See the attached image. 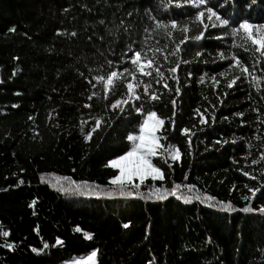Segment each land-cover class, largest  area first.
Returning a JSON list of instances; mask_svg holds the SVG:
<instances>
[{"label":"trees","instance_id":"16d2710c","mask_svg":"<svg viewBox=\"0 0 264 264\" xmlns=\"http://www.w3.org/2000/svg\"><path fill=\"white\" fill-rule=\"evenodd\" d=\"M207 6L229 25L183 0H0V232L10 233L0 235V264H63L93 250L97 264H264L258 210L264 206V58L242 30L231 34L244 20L264 23V0H208ZM198 11H205L203 24L195 20ZM185 26L189 31L182 32ZM201 31L203 38L193 40ZM135 51L142 62L153 61L145 69L151 76L135 70ZM233 56L251 75L234 66ZM177 64L178 81L169 71ZM111 71L120 76L105 98L94 77ZM235 76L240 79L227 87ZM128 81L143 82L134 87L141 99L112 109L127 98ZM144 84L158 100L143 93ZM149 111L164 120L163 147L152 159L164 179L148 178L138 191L147 197L153 186L181 185L164 200L119 195V185L110 183L119 171L105 166L130 150L126 137L139 133ZM97 117L101 127L85 139ZM169 145L179 149V160L165 152ZM246 206L256 211H241Z\"/></svg>","mask_w":264,"mask_h":264},{"label":"snow or ice","instance_id":"6c2138e0","mask_svg":"<svg viewBox=\"0 0 264 264\" xmlns=\"http://www.w3.org/2000/svg\"><path fill=\"white\" fill-rule=\"evenodd\" d=\"M173 2V0H169V3ZM184 3L191 4L195 8L200 9L201 6H205L206 12L208 13V19L212 20L213 17H215L216 21L219 22L220 26H227L229 25V20L222 18L220 15L217 14L216 11H214L213 7L207 6L208 5V0H183ZM255 0H253V3ZM131 15V13H129ZM205 16V11H198L195 14V20L199 21L201 24H203V17ZM103 23V21H101ZM171 27L176 28L177 23L176 21H171ZM160 22H157V27H162ZM213 27H216V24L212 25ZM208 25L204 24V29H207ZM241 30L243 31V39L245 41H250L251 44L254 46V50L260 54L261 58H264V23H250L248 20H244L243 22L239 23L238 27H233L231 30V34L233 35H238L240 34ZM14 31V29H13ZM182 32H187L189 31L188 27L185 26L181 28ZM73 36L76 35L75 32L72 33ZM168 35H171V32L168 33ZM203 31H201L199 34L195 35L192 37L193 40L199 41L203 38ZM188 39V37H184V40ZM184 40H181V43L184 42ZM246 51L248 49H245ZM129 51H132L131 46H129ZM159 51V49H157ZM197 56L201 55V53L197 52ZM167 59V56L164 57ZM221 59H224L223 54H221ZM235 61V65L240 68V71L242 74H248L251 75L249 72L248 67L244 66L241 61L233 56L232 58ZM111 63V62H109ZM131 63L133 66H135V70H138L144 75L151 76L152 72L151 71H146V66L147 68H151L153 65V61L151 59L145 58V60L142 62L141 61V52L140 51H135L134 55L131 57ZM187 63V61H185ZM179 67V64H177L175 67H172L169 69L171 73H173V79L178 81V77L175 75L177 72V69ZM124 72H128L130 76H132V79L135 80V71H130L128 68L124 69ZM155 72L157 76H159L161 79L164 78V73L160 71V69L157 67L155 68ZM220 75H226V73H220ZM120 76V74L117 71H111L105 75H97L94 77V79L102 82L103 84V89L105 93V98H107V93L110 90V86L114 85V81ZM215 83H219V81L215 80V77L212 78ZM240 79L239 76L233 77V79L229 80L227 83V87L231 88L233 84L236 83V80ZM259 78L253 77V81H258ZM157 83L160 81L157 80ZM201 82H203V77H201ZM2 83V81H0ZM91 83V81H89ZM143 83L142 81H138L135 86L132 81L127 82V98L123 100H116L114 103L110 105L112 109L120 108V111H123L122 105H127L129 101L132 100H140L141 95L138 94L135 90L134 87H139L140 84ZM164 87L167 88L168 85L167 83L164 84ZM149 88L150 85L144 84L143 87V93L148 96L149 99L151 100H158L159 96L155 94V92L149 93ZM171 91V89H169ZM176 93L180 92V88L177 87L175 89ZM97 95V93L93 92L92 96ZM227 95V93H225ZM92 96H89L88 98L91 99ZM207 99V97H205ZM170 103L173 105V108H175L176 105V100L173 99L170 101ZM222 103V101H221ZM86 107H91V105H85ZM136 111H142V105L140 107L135 108ZM199 113V109L196 110ZM238 116H243L242 112L236 113ZM201 116L203 114L201 113ZM214 119V117H213ZM95 124L92 126L91 130L88 131L85 135V139L90 140L92 137V134L97 131L101 127L102 124V118L97 117L95 118ZM201 123H205V120L202 118ZM172 123L174 124L175 121L172 120ZM164 124V120L159 118L154 111H149L147 113L146 119L139 125V133L138 134H129L126 138L128 141L131 142V148L130 150L126 151L124 154L119 155L115 159H111L108 161V163L105 165L106 167H112L115 169L119 170V174L115 175L112 177L110 183L119 185L120 190H119V195L124 196H140L141 198L144 199H151L155 197L156 199L159 200H164L166 199V195H175L176 191L181 187V185H175L174 188L172 189H161L157 187H152L150 189V194L145 197L143 196L138 190L146 180V178H151L153 181L160 179L163 180L164 176L162 173V170L157 167L156 165L153 164L152 158L156 156L157 149L162 148L163 145L160 144V139L161 137L157 135V132L159 131L160 127ZM181 132L184 134L189 133L188 128H182ZM190 143V140H189ZM165 152L168 154V156L171 157L173 161L179 160L180 159V151L178 148H175L172 145H169L166 149ZM261 159H264V153L261 154ZM167 163V160H165ZM258 161L254 160L253 163H257ZM169 167L171 165L169 164ZM245 176H250L248 172L243 173ZM264 174V173H262ZM251 179H257L255 176H250ZM138 180L139 183H136L135 181ZM20 183H23V181H20ZM84 184H87V182H83ZM99 187V186H97ZM189 190L193 189L195 186L194 185H187L186 186ZM245 187H248L245 185ZM260 187H264V183L260 185ZM260 187L256 188H249V192H251L252 197L245 196L244 199L248 200L253 197H255L256 193L260 191ZM64 191H67V189H62ZM88 194V193H84ZM96 195H99V193H96ZM107 195H112L111 192L107 193ZM178 199H184L185 202H190L191 197H177ZM196 199H200L199 196L196 197ZM208 200H214V197H208ZM32 204H35V201L32 202ZM222 207L227 210V211H233L234 208L231 205L230 202L224 203L221 202ZM216 205L210 204L209 207H214ZM260 212L264 213V206L260 207L258 209ZM243 212H253L256 211V209H253L250 206H246L243 209H241ZM129 225L125 224L124 227L127 228ZM38 231V230H37ZM76 231H81L79 227L76 228ZM0 235H3L4 237H8L10 233L8 231H3L0 232ZM85 238L91 239L92 236L89 233H85ZM56 244L60 245L63 244V241L57 238ZM6 247L8 248H13L14 246L12 244H5ZM45 249L49 247L47 243L44 244L43 246ZM33 252H41L43 249H32ZM97 252L98 250H93L89 255L86 257H82L79 261L73 262V264H97ZM67 264V262H66Z\"/></svg>","mask_w":264,"mask_h":264},{"label":"rangeland","instance_id":"374dc122","mask_svg":"<svg viewBox=\"0 0 264 264\" xmlns=\"http://www.w3.org/2000/svg\"><path fill=\"white\" fill-rule=\"evenodd\" d=\"M161 128V127H160ZM160 130V129H159ZM157 135H158V132H157ZM153 159V158H152ZM150 178V177H149ZM146 179H148V178H146ZM136 183H139V181L138 180H136L135 181ZM81 258H77V259H74V260H72V261H69V262H67V264H73V262H75V261H79ZM63 264H66V262L65 263H63Z\"/></svg>","mask_w":264,"mask_h":264}]
</instances>
